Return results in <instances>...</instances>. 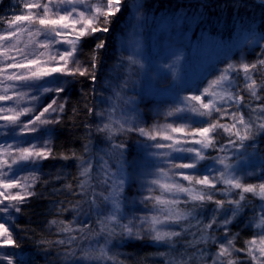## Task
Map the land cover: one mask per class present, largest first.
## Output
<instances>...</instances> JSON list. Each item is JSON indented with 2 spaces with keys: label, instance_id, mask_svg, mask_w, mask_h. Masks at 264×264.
I'll return each instance as SVG.
<instances>
[{
  "label": "snow or ice",
  "instance_id": "obj_1",
  "mask_svg": "<svg viewBox=\"0 0 264 264\" xmlns=\"http://www.w3.org/2000/svg\"><path fill=\"white\" fill-rule=\"evenodd\" d=\"M126 4L127 0H23L26 13L6 21L9 28L0 34V57H3L0 60V101L13 103L0 104V121L3 122L0 123V137H4L0 142V213L4 214L0 216L3 221L0 222V264H14L13 254L3 249L20 247L9 223L13 219L12 210L19 213L20 205L36 194L32 189L39 180L37 173L41 162L56 158L80 160L79 176L83 179L77 187L89 202L90 209L95 210L97 223L101 226L97 235L104 238L99 249L92 244L78 245V254L76 249L69 247L64 253L69 264H100L111 258L106 250L110 237L141 239L142 233H147L154 244L169 247L170 251L159 253L163 264H264V179L257 183L246 181L227 154L229 149H246L249 145L245 142L252 141L257 133H264V59L254 63H227L198 94L179 97L162 114L158 112L157 116L162 115L165 122L140 126L139 114L133 109L134 115L129 116L125 110L134 103V98L124 95V90L135 83L132 79L136 74L134 69L144 67L137 59L141 50L138 35L143 17L139 12L141 5L136 3L133 5L136 14L129 21L127 39L121 42V48L130 50V54L126 58L120 57L116 66L127 73L115 91L116 100L122 105L114 103L108 112L98 113L101 119L106 118V122L96 130L107 134L109 139L135 132L144 138L148 156L167 165L156 166L154 172L142 173L145 182L141 187H146L148 195L141 203L145 208L150 205L151 214L139 217L136 223L133 220L121 222L127 180L123 158L125 144L112 146L113 154L118 150L115 171L108 160L101 157L103 163L99 167L103 179L97 181L100 191L92 184L94 165L91 159L75 157L74 153L71 157L56 156L50 138L52 130L47 126L59 123V114L65 108L60 95L66 92L69 78L86 77L93 83L97 81V54L106 47L107 41L101 39L94 45L87 63L80 59L83 46L96 33H110ZM25 33L28 39L22 42ZM252 42V39L246 41ZM179 59L177 56L172 65H165L173 74ZM10 69L13 71L9 72ZM241 73L243 86L240 84ZM256 73L261 74L259 80L254 77ZM242 92L248 93L247 101ZM50 93L55 95L39 114H36L35 105L20 107L22 102L39 101ZM244 108L248 109L247 113ZM25 115L31 118L21 120ZM190 116L198 120L191 122ZM225 117L229 122H223ZM221 133L228 137L226 145L220 143ZM46 134L48 138H44ZM9 137L13 143H8ZM28 137L31 140L26 139ZM25 144L27 146H23ZM211 152L216 155H210ZM26 168L31 169L29 175L17 178L16 172ZM104 186H107L106 191ZM13 189L20 191L13 193ZM107 205L111 207L105 215ZM209 205L213 207L209 208ZM74 207L79 209V204ZM249 211L252 215L247 219V227L253 232L244 240L243 247H237L239 236L232 233L229 226ZM205 213L206 222L198 218ZM193 219L195 224H192ZM184 222L187 224L180 231L173 230L172 226ZM50 223L58 222L53 219ZM58 227L60 232L78 231L82 233L79 239H88L83 235L89 227L87 224L73 228L71 223L60 221ZM192 228L195 231H190ZM218 230H222V234ZM184 235H190L192 239L184 242L183 252L175 253L179 242L176 238ZM77 239V236H69L67 241L56 243L72 245ZM209 241L215 245L214 252L208 250ZM188 248L193 251L188 252ZM240 253L244 254L243 258L238 255Z\"/></svg>",
  "mask_w": 264,
  "mask_h": 264
},
{
  "label": "trees",
  "instance_id": "obj_2",
  "mask_svg": "<svg viewBox=\"0 0 264 264\" xmlns=\"http://www.w3.org/2000/svg\"><path fill=\"white\" fill-rule=\"evenodd\" d=\"M260 1L127 0L126 9L122 15H118V18L115 19L111 26V32L96 33L94 37L88 38L83 46V54L80 59L87 63L94 45L101 39L107 41L106 47L97 54V81L93 83L86 77L69 78L70 83L67 85L66 92L60 95V102L64 103L65 108L59 114V123L47 126L52 130L50 138L56 156L67 155L71 157L74 153L75 157L83 156L86 159L89 154H100L102 151L108 153L114 144L123 143L126 145L123 150L124 161L131 166L133 156L135 154L141 155L142 151H146L144 138L135 132H125L109 139L107 134L99 133L96 130L102 126L96 117L97 101L103 97L106 90L105 84L114 66L116 36L121 34L124 29L123 26L127 24L132 3L141 5L140 11L142 14L152 17L164 14L166 20H171L179 13H183V21L179 23V27L182 30L189 31L191 42H200L199 50L205 46V43L201 45L200 32L205 33L206 31L213 40L218 39L225 42L232 41L239 34L243 35L238 45H232L222 52L219 51L209 60L205 73L194 82L191 88H185L174 95V102L176 103L179 97L198 94L206 86L208 80L217 75L218 71L224 68L227 63H239L241 61L254 63L258 59H264V0ZM22 5L23 0H0V34H4V31L9 28L6 23L8 19L13 18L14 15L26 13L27 10L23 9ZM249 39H252L253 42L246 43ZM260 76V73L254 74V77L258 80ZM115 79L117 80V78ZM243 83V74L241 73V86H243ZM242 95L247 101L249 98L248 93L242 92ZM51 96H53V93L39 100L35 106L37 109L36 114H39V111H42L43 107L51 102ZM174 102L163 101L162 105L159 102L153 103L152 108L155 112L147 110L146 107L142 108L143 114L140 117L142 126L165 122L164 117L162 115L158 117L157 113L160 109H163V112L166 111L171 105L175 104ZM261 102L255 101L254 103ZM31 103L32 106L35 105L34 101H31ZM89 109H93V111L89 112ZM231 110L229 109V111ZM243 111L247 113L248 109L244 108ZM153 113L154 116H152ZM29 118L25 115L21 117V120L26 121ZM190 120L195 122L198 118L190 116ZM223 122H229L228 118L225 117ZM0 123L3 122L0 121ZM44 138H48V135L46 134ZM3 139L4 137H0V142H3ZM26 139L31 140V137ZM227 139V135L221 133L220 143L226 145ZM8 143H13L10 137ZM245 143L249 145L246 149H229L227 154L237 172L244 175L246 181L257 183L260 179H264V133H257L252 141ZM23 146H27V144ZM85 146H87V151H85ZM210 155L215 156L216 152H211ZM79 164L80 160L77 158L69 160L56 158L41 162L37 173L39 180L33 185L32 189L36 194L29 197L23 205H20L21 211L19 213L12 210L13 219L9 221L12 225L14 238L20 247H9L5 248L4 251L13 254L14 264H69L64 258L65 251L72 247L79 254L80 248L77 246L83 247L94 236L96 230L94 209H90L89 202L86 201L85 196L80 194L77 187L82 179L79 176ZM30 171L31 169L26 168L16 172V176L17 178L27 176ZM248 173H252V175L249 176ZM11 191L15 193L20 189ZM255 202L260 203L258 200ZM77 204H79V209L74 207ZM180 207L185 206L181 205ZM211 207L213 206L209 205V208ZM197 211L199 212V210ZM3 215V213H0V216ZM251 215L252 213L249 211L244 217L238 218L229 226L231 232L239 236L236 241L237 247H243L244 240L252 235L253 229L247 227V219ZM198 218L206 222L207 213L204 216H198ZM53 219L58 223L51 224L50 221ZM60 221L71 223L73 228H81L87 224L89 227L83 235H87L88 239H79L82 233L78 231L72 233L60 232L58 227ZM0 222L3 221L0 220ZM195 223L196 221L193 219L192 224ZM186 224L187 222L180 226L174 225V230L180 231L181 227ZM190 231H195V228L190 229ZM218 231L222 234V230ZM69 236H77L78 239L72 245L56 243L58 240L67 241ZM176 239L179 242L176 243L175 253H180L184 251V242L192 239V237L184 235ZM116 245L117 243H114L112 247L115 248ZM200 247H203V245ZM208 250L209 252L215 251V245L211 241H209ZM168 251L170 249L167 245H156L147 238L126 239L123 243H120L115 251L111 249L112 260L109 264H163V258L160 257L159 253ZM187 251L192 252L193 249L188 248ZM238 255L243 258L244 254L240 253Z\"/></svg>",
  "mask_w": 264,
  "mask_h": 264
},
{
  "label": "rangeland",
  "instance_id": "obj_3",
  "mask_svg": "<svg viewBox=\"0 0 264 264\" xmlns=\"http://www.w3.org/2000/svg\"><path fill=\"white\" fill-rule=\"evenodd\" d=\"M259 2L261 1L259 0ZM133 5L134 4L132 3L127 24L123 26L124 29L121 34L116 36L114 66L110 72V77L105 84L106 90L104 95L102 98H99V101H97V114L100 112H108L114 103L122 105L121 101L116 100L115 91L119 89V85L123 82L127 73L124 69L116 66L119 63L120 57L126 58L130 54V50L121 48V42L122 40L127 39V32L130 31V28H128L129 21L130 19H133L136 14ZM139 12L143 17V26L138 35L141 42V50L137 59L141 60L144 67L143 69H134L136 74L132 79L135 83L131 84L124 90L125 97L134 98V103L125 107L129 116L134 115L132 111L133 109L135 110V113L139 114L140 118L143 114L142 108L144 109V107L151 112H155L152 108L153 103L159 102V104L162 105L163 101L174 102V95L176 93L185 88H191L194 82L205 73L209 60L213 58L215 54L219 51L222 52L227 50L232 45H238L242 40L241 37H243V35L239 34L232 41L225 42L218 39L213 40L206 31L205 33L200 32L199 35L202 37L201 45L202 43H205V46L203 49L199 50L200 42H191L189 31L182 30L179 27V23L183 21V13H179L171 20H166V15L164 14L152 17L142 14L140 10ZM169 21L171 22L170 24ZM21 39L22 42H26L28 39L27 34L25 33ZM41 51H43V49H41ZM177 56H179L180 59L175 64V74H173L172 70L169 67H165V65H172L173 62L176 61ZM2 59L3 58L0 57V60ZM11 71L13 70L10 69L9 72ZM115 78H117V80ZM53 95H55V93H53ZM38 102L39 101H34L35 106ZM12 103V101H0V104L5 105H12ZM30 103L31 101L22 102L20 107H27ZM165 105H167V103H165ZM29 107H32V103ZM158 112L163 113V109H160ZM119 114L120 113L118 112L117 115ZM154 115L155 114L153 113L152 116ZM26 116L28 118L30 117L29 115ZM96 117L100 124L106 122V118L101 119L99 115H96ZM140 126H142V124ZM101 157H103L104 160H108L111 169L115 171L117 168L118 150L116 154H113L112 148L108 153L102 151L100 154H89L86 158L91 159L93 162L92 184L93 186H97V191L101 190L97 185V181L103 179V174L99 167L103 163ZM131 162H133L131 166L127 165L129 164L128 162H125L124 165L127 180L124 187L121 206L122 223H127L129 220H133V222L136 223L138 222L139 217L151 214L150 205L149 208H145L144 204L141 203L143 197L148 195L146 187H141V184L145 182L142 173L154 172L156 166H167L162 162L158 163L156 160H153L148 156L147 151H142L141 155L135 154ZM150 178L151 177H148V179ZM106 188L107 186H104L105 191ZM110 207L111 205L106 206L105 215L107 214V209H110ZM94 214L96 222L95 234L84 244V246L92 244L99 249V247L104 244V238L101 235H97L101 226L97 223L98 217L95 210ZM117 231H119V229H117ZM142 238L151 240L147 233H142ZM126 239L128 238L119 235L110 237L109 243L106 245V250H108V255L111 258L100 262V264L111 263V249L115 251L120 243H123ZM114 243H117V245L114 246L115 248L112 247ZM82 264H96V262H82Z\"/></svg>",
  "mask_w": 264,
  "mask_h": 264
}]
</instances>
